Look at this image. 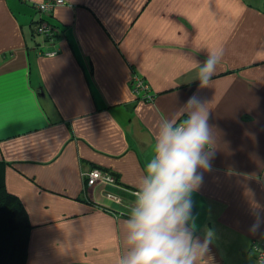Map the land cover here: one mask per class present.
<instances>
[{"label":"crops","instance_id":"obj_1","mask_svg":"<svg viewBox=\"0 0 264 264\" xmlns=\"http://www.w3.org/2000/svg\"><path fill=\"white\" fill-rule=\"evenodd\" d=\"M44 1L0 0V161L32 223L26 264H116L155 131L194 93L214 135L192 194L194 233L214 231L211 264H260L264 0H65L46 15L58 25L48 46L34 31ZM218 48L200 88L198 66ZM94 167L115 183L88 186Z\"/></svg>","mask_w":264,"mask_h":264},{"label":"clouds","instance_id":"obj_2","mask_svg":"<svg viewBox=\"0 0 264 264\" xmlns=\"http://www.w3.org/2000/svg\"><path fill=\"white\" fill-rule=\"evenodd\" d=\"M223 55V49L210 50L198 66L195 79L200 88L210 86ZM210 112L208 102L194 93L180 106L179 117L159 123L152 156L137 179L134 203L122 222L125 251L116 264H211L214 231L207 229L201 239L191 223L192 194L212 168ZM260 222L258 218L252 230Z\"/></svg>","mask_w":264,"mask_h":264},{"label":"trees","instance_id":"obj_3","mask_svg":"<svg viewBox=\"0 0 264 264\" xmlns=\"http://www.w3.org/2000/svg\"><path fill=\"white\" fill-rule=\"evenodd\" d=\"M37 10L41 12L39 8ZM42 14L34 22V31L48 41L50 38L40 31V25L44 21L52 27L58 25L52 23L47 14ZM31 229L32 223L24 203L7 188L6 162L0 161V264H26Z\"/></svg>","mask_w":264,"mask_h":264},{"label":"built area","instance_id":"obj_4","mask_svg":"<svg viewBox=\"0 0 264 264\" xmlns=\"http://www.w3.org/2000/svg\"><path fill=\"white\" fill-rule=\"evenodd\" d=\"M66 1L65 0H47L44 2H40L38 4V8L45 14H49L50 12H52L54 6L59 5V4H65ZM40 31L44 32V36L49 37L50 39H48V41H44V45L48 46L49 43L53 42L54 38H55V34H56V28L50 26V24L46 21H44L41 25H40ZM55 49L53 48H49V49H45V53L47 54H53L55 53ZM42 52L44 53V50H42ZM133 89L136 93H139L140 97L145 99V100H151L153 99V95L149 93V86L148 84L141 78H135L134 82H133ZM88 186H95V185H100V184H114L115 183V176H113L112 174H108L106 172H104L103 170H101L100 168H91L88 169L85 173H84ZM254 249L256 250L257 253V259L258 262L260 264H264V241L262 242H258V244L256 242H254Z\"/></svg>","mask_w":264,"mask_h":264},{"label":"rangeland","instance_id":"obj_5","mask_svg":"<svg viewBox=\"0 0 264 264\" xmlns=\"http://www.w3.org/2000/svg\"><path fill=\"white\" fill-rule=\"evenodd\" d=\"M40 10V9H39ZM41 11V10H40ZM42 12V11H41ZM43 13V12H42Z\"/></svg>","mask_w":264,"mask_h":264}]
</instances>
